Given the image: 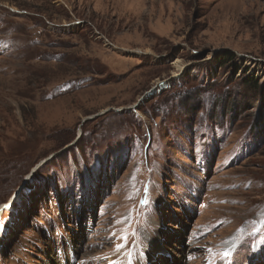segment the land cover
<instances>
[{
    "label": "rangeland",
    "instance_id": "obj_1",
    "mask_svg": "<svg viewBox=\"0 0 264 264\" xmlns=\"http://www.w3.org/2000/svg\"><path fill=\"white\" fill-rule=\"evenodd\" d=\"M13 196L0 264H264V0H0Z\"/></svg>",
    "mask_w": 264,
    "mask_h": 264
},
{
    "label": "bare ground",
    "instance_id": "obj_2",
    "mask_svg": "<svg viewBox=\"0 0 264 264\" xmlns=\"http://www.w3.org/2000/svg\"><path fill=\"white\" fill-rule=\"evenodd\" d=\"M15 197H16V196H13V197L10 198L11 203L9 202V203H7V204H4V205H1V206H0V216H1V213L3 212V209H7L8 206H9L10 204L12 205V204L15 203V201L17 200V198H16V200H15Z\"/></svg>",
    "mask_w": 264,
    "mask_h": 264
},
{
    "label": "trees",
    "instance_id": "obj_3",
    "mask_svg": "<svg viewBox=\"0 0 264 264\" xmlns=\"http://www.w3.org/2000/svg\"><path fill=\"white\" fill-rule=\"evenodd\" d=\"M252 83V82H251Z\"/></svg>",
    "mask_w": 264,
    "mask_h": 264
}]
</instances>
